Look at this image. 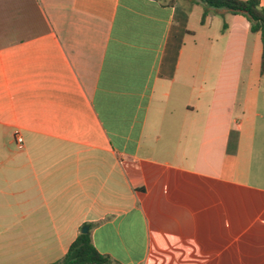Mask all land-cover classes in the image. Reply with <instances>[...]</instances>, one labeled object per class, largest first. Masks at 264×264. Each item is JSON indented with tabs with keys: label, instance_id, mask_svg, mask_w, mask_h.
Listing matches in <instances>:
<instances>
[{
	"label": "crops",
	"instance_id": "0c3cea01",
	"mask_svg": "<svg viewBox=\"0 0 264 264\" xmlns=\"http://www.w3.org/2000/svg\"><path fill=\"white\" fill-rule=\"evenodd\" d=\"M261 50L196 0H0V264L84 227L110 264H264Z\"/></svg>",
	"mask_w": 264,
	"mask_h": 264
},
{
	"label": "trees",
	"instance_id": "16d2710c",
	"mask_svg": "<svg viewBox=\"0 0 264 264\" xmlns=\"http://www.w3.org/2000/svg\"><path fill=\"white\" fill-rule=\"evenodd\" d=\"M207 8L226 9L233 15L244 16L252 34H259L261 41L260 74H264V6L259 0H196ZM206 13L203 14V19ZM139 189H141L139 187ZM52 264H110L93 246L89 232L79 234L63 258Z\"/></svg>",
	"mask_w": 264,
	"mask_h": 264
},
{
	"label": "built area",
	"instance_id": "2783aa9c",
	"mask_svg": "<svg viewBox=\"0 0 264 264\" xmlns=\"http://www.w3.org/2000/svg\"><path fill=\"white\" fill-rule=\"evenodd\" d=\"M14 141L19 149L22 148L23 140L18 132L14 134Z\"/></svg>",
	"mask_w": 264,
	"mask_h": 264
},
{
	"label": "water",
	"instance_id": "95a60500",
	"mask_svg": "<svg viewBox=\"0 0 264 264\" xmlns=\"http://www.w3.org/2000/svg\"><path fill=\"white\" fill-rule=\"evenodd\" d=\"M87 232V227H84L82 230H81V233L84 234Z\"/></svg>",
	"mask_w": 264,
	"mask_h": 264
}]
</instances>
